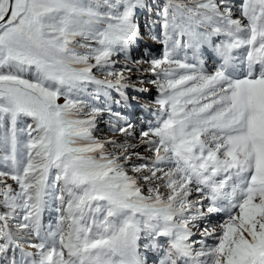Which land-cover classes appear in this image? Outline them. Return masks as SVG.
<instances>
[{"label":"snow or ice","instance_id":"snow-or-ice-1","mask_svg":"<svg viewBox=\"0 0 264 264\" xmlns=\"http://www.w3.org/2000/svg\"><path fill=\"white\" fill-rule=\"evenodd\" d=\"M0 264H264V0H0Z\"/></svg>","mask_w":264,"mask_h":264},{"label":"rangeland","instance_id":"rangeland-1","mask_svg":"<svg viewBox=\"0 0 264 264\" xmlns=\"http://www.w3.org/2000/svg\"><path fill=\"white\" fill-rule=\"evenodd\" d=\"M141 24V31L144 33V38L139 42L137 46H135L131 51V57L135 60H148L150 57L148 54H146V49L151 54V56H159L161 53V45L153 41L149 34H148V28L145 24V18L142 16L140 20ZM211 57V53H208V62L214 64V61L209 59ZM120 59L121 64L124 63L122 57H118ZM139 67L148 68L149 65L147 63H143L139 65ZM210 71L213 70V68L209 69ZM137 77H141L144 79L145 83L142 85L139 84ZM153 79L150 73H135L132 77V83L136 84L138 87H143L148 89L147 92L143 93H137L133 92L132 89H129V95H137L139 96V102H133L131 107H122V106H116L113 105L114 111H119L123 115H125L130 122H132L136 126V135L139 134L141 129H146L148 127V122H154L155 117L153 115L155 106L152 103L153 99L157 95V90L155 86H153L151 83H148L147 81ZM62 102V101H61ZM107 115L103 118V120L99 124V131L96 133V135L100 136L101 138H107V137H113L117 139H121L118 134H113L109 131L107 126ZM132 143H136V140H132ZM136 151H140L143 153L142 148H137ZM147 155V153H144ZM47 213L44 215V223L47 225L48 223H52L55 221L56 213L54 209H48L46 211Z\"/></svg>","mask_w":264,"mask_h":264}]
</instances>
